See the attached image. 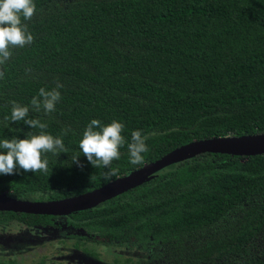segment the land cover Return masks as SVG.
Returning <instances> with one entry per match:
<instances>
[{
  "label": "trees",
  "instance_id": "trees-1",
  "mask_svg": "<svg viewBox=\"0 0 264 264\" xmlns=\"http://www.w3.org/2000/svg\"><path fill=\"white\" fill-rule=\"evenodd\" d=\"M23 20L34 39L10 48L0 70V140L40 129L11 122L12 101L29 107L66 153H45L48 172L0 176V193L55 200L91 191L196 139L264 132V0H33ZM61 98L31 107L40 88ZM92 119L124 124L126 143L105 181L79 141ZM70 128L67 135L63 129ZM99 130V129H97ZM148 139L144 163L127 144ZM0 151H3L0 149ZM79 154L84 167L72 163ZM0 211V224L72 227L68 241L127 249L126 264H264V154L205 153L82 212ZM68 244V243H65ZM96 254V253H95Z\"/></svg>",
  "mask_w": 264,
  "mask_h": 264
},
{
  "label": "clouds",
  "instance_id": "clouds-1",
  "mask_svg": "<svg viewBox=\"0 0 264 264\" xmlns=\"http://www.w3.org/2000/svg\"><path fill=\"white\" fill-rule=\"evenodd\" d=\"M36 11L33 0H0V65H3L11 56L10 48H23L33 42V35L28 31L23 20H31ZM4 73L0 70V78ZM63 85L58 83L51 90L40 88L38 95L31 99V107L39 112L41 109L48 114L56 110V104L61 98L58 89ZM29 107L22 106L12 101L11 122H23L31 129H40L39 134L28 133L25 138L14 137L0 140V176H12L23 173L48 172V161L42 158L45 153L60 155L66 153L61 136L54 137L43 130L48 127L40 119H30ZM99 129V130H97ZM124 124L113 120L107 125L98 119H92L83 131L79 141V149L87 161L95 168L103 167L106 171L102 174L105 181H110L118 175V168L112 167L115 160L120 159V148L126 143L121 134ZM67 135L70 128L62 130ZM148 137L141 131L131 133V142L127 144L129 163L133 166L144 163V153L148 152L146 140ZM80 155L72 157V163L84 167L79 160Z\"/></svg>",
  "mask_w": 264,
  "mask_h": 264
},
{
  "label": "water",
  "instance_id": "water-1",
  "mask_svg": "<svg viewBox=\"0 0 264 264\" xmlns=\"http://www.w3.org/2000/svg\"><path fill=\"white\" fill-rule=\"evenodd\" d=\"M205 153L250 157L264 154V132L196 139L160 159L85 193L55 200H31L0 193V211L66 216L97 206L151 180L161 169Z\"/></svg>",
  "mask_w": 264,
  "mask_h": 264
},
{
  "label": "flooded vegetation",
  "instance_id": "flooded-vegetation-1",
  "mask_svg": "<svg viewBox=\"0 0 264 264\" xmlns=\"http://www.w3.org/2000/svg\"><path fill=\"white\" fill-rule=\"evenodd\" d=\"M65 220L64 216H60L57 220L58 223H63ZM16 222V221H12ZM11 223V222H10ZM9 223V224H10ZM17 223V222H16ZM8 224V225H9ZM6 225V224H5ZM3 225L0 224V227ZM37 228L38 232H42V236L37 238H23L20 239L16 233H12V235L5 237L0 235V245L3 246L1 252L2 257H0V264H19L22 262L21 260L27 258L28 261L31 262L30 264H48L46 258L40 257L39 259H35L32 257L36 254L42 255V248L49 249L53 247L56 251L55 255L58 254V250L60 251V258L65 261L66 264H93L94 259L97 255H95V250H85L84 247L81 245L80 247L73 246V243L68 241V234L73 231L72 227L68 226L67 224H62V228L60 229H53L52 227H35ZM1 231V230H0ZM24 233V232H23ZM49 235H47V234ZM24 237H29L28 234L23 235ZM68 243V244H65ZM28 246L31 245L32 248H29V252H26V249H21L20 246ZM61 247H65L66 250H60ZM85 254L82 256L81 254ZM35 256V257H36ZM26 260V259H25ZM26 260V261H27ZM126 264V263H125Z\"/></svg>",
  "mask_w": 264,
  "mask_h": 264
},
{
  "label": "rangeland",
  "instance_id": "rangeland-1",
  "mask_svg": "<svg viewBox=\"0 0 264 264\" xmlns=\"http://www.w3.org/2000/svg\"><path fill=\"white\" fill-rule=\"evenodd\" d=\"M0 235L5 237L12 235V233H16L17 232V236L20 239L23 238H37L42 236V232L37 230V228L35 227H28L26 225H23L21 223H16V222H11L9 225H3L2 227H0ZM24 232V233H23ZM28 234L29 237H24L23 235ZM47 234V233H46ZM48 235V234H47ZM49 236V235H48ZM21 249H26V252H29V248H32L31 245H24V246H20ZM5 249L3 246L0 245V251L3 252L2 250ZM42 255H37L36 254L32 257L35 259H39L41 256L46 258V261L48 264H66L65 261H63L60 258V251L58 250V254L55 255L56 251L53 247H50L49 249L47 248H42ZM60 250H66L65 247H61ZM95 250V255H97L96 258L98 259H94L93 260V264H125L124 260L125 258H128L131 255V253L129 251H127V249L124 248H119V247H114V246H104V245H98L94 247ZM0 252V257H2V253ZM82 256H85V254H81ZM36 256V257H35ZM27 260V258H25ZM24 259L21 260L22 262H20L19 264H30V261H26ZM92 264V263H90Z\"/></svg>",
  "mask_w": 264,
  "mask_h": 264
}]
</instances>
